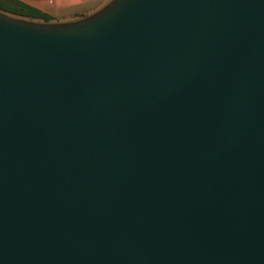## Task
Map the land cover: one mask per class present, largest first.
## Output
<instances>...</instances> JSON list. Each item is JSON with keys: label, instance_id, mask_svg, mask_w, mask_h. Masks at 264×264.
Instances as JSON below:
<instances>
[{"label": "water", "instance_id": "water-1", "mask_svg": "<svg viewBox=\"0 0 264 264\" xmlns=\"http://www.w3.org/2000/svg\"><path fill=\"white\" fill-rule=\"evenodd\" d=\"M0 12V264H264V0Z\"/></svg>", "mask_w": 264, "mask_h": 264}, {"label": "crops", "instance_id": "crops-1", "mask_svg": "<svg viewBox=\"0 0 264 264\" xmlns=\"http://www.w3.org/2000/svg\"><path fill=\"white\" fill-rule=\"evenodd\" d=\"M51 15L54 19L60 17L65 22H78L93 16L109 3L99 7H88L94 0H18ZM103 2V1H101ZM100 8V9H99ZM97 13V12H96Z\"/></svg>", "mask_w": 264, "mask_h": 264}, {"label": "trees", "instance_id": "trees-1", "mask_svg": "<svg viewBox=\"0 0 264 264\" xmlns=\"http://www.w3.org/2000/svg\"><path fill=\"white\" fill-rule=\"evenodd\" d=\"M0 12L18 18L41 20L44 24H50L54 19L51 15L18 0H0Z\"/></svg>", "mask_w": 264, "mask_h": 264}, {"label": "rangeland", "instance_id": "rangeland-1", "mask_svg": "<svg viewBox=\"0 0 264 264\" xmlns=\"http://www.w3.org/2000/svg\"><path fill=\"white\" fill-rule=\"evenodd\" d=\"M103 1V2H101ZM113 0H94L92 3H90L88 5V7H91V6H94V7H99V6H102V5H106V4H101V3H109ZM103 7V6H102ZM106 7V6H105ZM100 9V8H99ZM103 9V8H102ZM101 9V10H102ZM100 11V10H99ZM99 11H96L97 13ZM96 12H94L96 14ZM94 14V15H95ZM9 17H12V18H15V19H19V20H23V21H26V22H31V23H35V24H44L41 20H33V19H25V18H18V17H15V16H11V15H7ZM73 21L71 22H65L63 21L60 17H56L55 19H53V21L50 23V24H53V25H62V24H69V23H72Z\"/></svg>", "mask_w": 264, "mask_h": 264}]
</instances>
